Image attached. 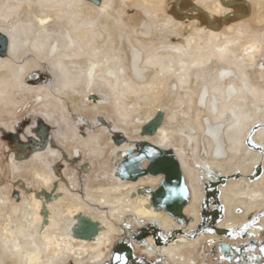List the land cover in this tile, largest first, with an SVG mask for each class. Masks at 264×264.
<instances>
[{
	"label": "bare ground",
	"instance_id": "obj_1",
	"mask_svg": "<svg viewBox=\"0 0 264 264\" xmlns=\"http://www.w3.org/2000/svg\"><path fill=\"white\" fill-rule=\"evenodd\" d=\"M0 1V13L5 10L11 13L10 15L15 11L17 13L18 0ZM223 1L224 4L228 1H233L234 4L227 6L219 0H178L177 10H188L186 12L189 13L178 14L179 12L173 11L174 0H131V4L138 10L115 16L113 20H117L114 23L107 18L110 17L113 0H101L98 5L87 0H24L27 9L19 15V22H11L9 26L6 22L2 23L4 26L0 24L1 33L4 32L9 40L3 57L0 56V93L6 88L5 95L0 97V110L4 106L15 104L13 89H20L26 84V66L32 62L39 63V60L27 61V64H19L17 61L16 64L13 63L12 56L21 50L20 46L23 47L22 37L28 40L26 52L32 48L41 54L46 47V58L54 69V79L60 82L62 87L71 86L79 91V107H93L113 94L116 116L123 123H128L133 121L128 118L136 112L135 105L138 109L141 103L146 106L143 112L140 111V117H134L132 131H125L115 123L117 128L113 127V130L109 121L107 124L100 123L105 125L113 146L109 155V161H113L110 162L111 170L105 172L109 181L106 184H98L85 190L86 183L85 191H81L79 182L71 176L75 169L84 173L79 165L80 161L72 158V155L63 158L61 155L58 157L60 163L64 160L61 170L64 172L65 169L73 167L68 175L62 173L61 176V173L55 171L54 162L47 163L43 160V168L33 170L32 181L36 188H25L27 194L23 197L16 195L17 200H21L20 203L8 205L6 201L10 199L0 192L1 261L7 258L10 262L6 264H63L67 260L73 264H104L110 255V246H113L114 240L117 238L116 241H119L123 237L134 252L136 246L147 258H164L167 264H213L215 260L202 256V247L208 248L205 234L198 237L179 235L161 247H154L153 238L148 235L146 241L147 245H151L150 249L122 234L125 229L123 226L127 228L141 224L139 219L157 223L166 234L172 228L180 227L167 213L157 211L149 205L148 193L133 195L138 188L145 185L155 188L161 175L147 174L138 177L137 181H126L127 179L114 175L116 165L121 160L120 154L124 153L127 147H132L138 139L149 141L164 149H173L180 161L191 191V197L185 208L183 207V213L191 217L190 223L182 226L185 234L199 221L197 208L203 195L200 178L212 171L227 176L225 184L220 188L226 212L224 220H221L222 226L238 229L246 222L248 216L255 218L258 211L264 209V126L260 123L264 121V115L263 119H259L264 110V0H245V3L239 2L241 0ZM192 5L194 9L189 11ZM201 11L207 13L212 21L213 27L210 30L206 27L207 18ZM7 13L4 14L7 16ZM142 14L159 23L155 29H173L176 36H181V41L174 38L171 39L173 42L164 41L157 45L150 34L154 28L149 19L140 20ZM236 14L242 15L243 18ZM63 20L67 22L68 27L64 26ZM251 21L263 26H257L256 30ZM57 22L61 27L58 37L63 45H60L57 39L51 40L52 33L48 30ZM30 35L32 39L29 40ZM101 36L103 39L98 42ZM116 36L119 37L122 49L127 48L128 51L123 61L121 55L113 51ZM170 36L167 34L164 37L167 39ZM82 55H85L83 63L73 59ZM39 58L42 60V56ZM252 67H255L254 73L258 80L260 79V84L249 79L247 69ZM3 68L5 70L1 71ZM204 71L201 75L197 73ZM40 74L41 72H36L30 77H38ZM191 76H194L195 80L193 79V85L187 86L189 81L191 82ZM170 77L175 78L171 88H177L179 85L183 90L185 88L183 95L194 93L195 97L191 95L188 101L206 108L210 118L201 119L200 109L180 112L183 116L179 119L170 109L165 111L162 100L158 99ZM60 85H54L58 92ZM101 85L106 86V89L101 90ZM94 86H98L99 96L92 93L97 97L95 100H89V93L94 91ZM46 93L48 96V92ZM54 96L58 99L55 94ZM136 98L141 101L135 102ZM41 99L42 96H39L37 101ZM86 99L90 103H87ZM179 100L174 104H178ZM52 106L61 112L60 120L64 123L63 135L66 139H72L77 145H88L96 139L98 134L89 133L84 138L85 141L81 140L78 136V125L65 123V115L62 112L64 106L62 107L59 99H53ZM158 110L163 111V121L157 131L152 135L140 134L142 126L151 121ZM41 112L49 115L50 119L51 113L40 111L38 114ZM186 114L187 117H184ZM167 121L171 122L170 125ZM254 122L258 123L255 125ZM117 132L126 137L123 143L112 141L111 134L116 137ZM246 133H255L260 140L258 147L253 148L254 151L243 148L242 140ZM22 138H26L25 135ZM199 138H204L207 142L208 149L204 148L205 158L204 155L197 156L196 145L193 146ZM95 144L99 145L98 142ZM50 145L49 142L46 152L51 155L57 153ZM182 145L191 148L193 163L184 158L185 149ZM78 152L79 149L75 148L73 156L79 155ZM40 153L35 152L34 155L26 157L28 156L33 164V158L39 157ZM16 157L18 159L22 155L17 153ZM9 160L14 167L13 157ZM258 162L262 164L261 175L251 181L244 175H249ZM144 164L147 165L148 161H142V167L146 166ZM235 171H241L244 175L233 179L231 175ZM94 200L102 206L93 203ZM44 211L47 212L46 216L43 215ZM79 212L88 213L104 225V229L94 239H78L64 232L72 217ZM214 241L216 239L211 238L208 243L212 244ZM150 263L152 264V261Z\"/></svg>",
	"mask_w": 264,
	"mask_h": 264
},
{
	"label": "rangeland",
	"instance_id": "obj_2",
	"mask_svg": "<svg viewBox=\"0 0 264 264\" xmlns=\"http://www.w3.org/2000/svg\"><path fill=\"white\" fill-rule=\"evenodd\" d=\"M0 5L2 6V1H0ZM17 5H18V7H17L18 9L16 7L15 8L17 9L18 14L15 11L12 15H10L11 13H9V12L7 13L6 10L3 11V13H0V20L2 21V22L0 21L1 25H3L2 24L3 22L4 23L6 22L7 26H9L11 22H13V24L19 22V19H18L19 15H21L22 13L25 12V9H27V6H25L26 4H25L24 0H18ZM121 6H123V7H121ZM132 10L134 12V11H137L138 9H136L134 7V5L131 4V0H129V1L113 0V8H112V10H110V17L107 16V18H109L111 21H113L115 23V21L117 20V19L113 20V18L115 16H118L120 14H124L126 12L130 13ZM173 11L175 13L177 12V10L175 9V2L173 3ZM4 13H7V16ZM123 17L125 19H127L126 15H124ZM141 17L142 18H140V20L149 19L150 25L154 28V29H151L152 32L150 34L152 35L153 41L155 43H157V45H160L159 43L164 42V41L173 42L171 39H174V38L178 39V41H181L180 40L181 36H176L175 31H173V29H170V28L155 29V26L157 24L159 25V23H155V21H152L153 18L151 20V18H149L148 16H146L144 14H142ZM3 20H5V21H3ZM64 21L65 20H63L62 23L64 24V26L66 25V27H68L67 22L65 21V23H64ZM250 23L252 25H255L256 30H258L257 26H263V25H258L257 22L255 24L254 21L253 22L251 21ZM60 28L61 27H60V25H58V22H57V24L54 23L53 26H51L48 30L51 31V33H52L51 40L57 39V40H59L60 45H63L61 38L58 37V36H60L59 34L61 33ZM3 34H4V32H3ZM103 34H105V33H103ZM167 34H170L171 36L166 39V37H164V36H166ZM6 38H7L8 44H9L8 37L6 36ZM30 39H32L31 35H30L29 40ZM102 39H103V36L99 37L98 42L102 41ZM22 41L24 43L25 42L26 43L25 44L23 43L24 45L21 44L23 47L20 46L21 50H19L15 54L16 56L15 55L12 56V58L14 60L13 63L16 64L15 61H17V62H19V64H22V63L27 64V61L39 60V63H37V64L32 62L28 66H26L28 69L26 76H30L32 74H35L36 72H41V74L36 78L35 77H29L28 78L29 81H27L28 84L27 85L24 84L22 86V88L18 89L15 87L13 89V91L15 92L14 93L15 94V99H14L15 104L10 105V106H4L3 109L0 110V192L10 199V201L9 200L6 201L7 204L10 205L14 202L20 203L21 200L20 199L17 200L18 196L23 197L24 194H27V192L25 193L26 189L36 188L33 181H32L33 180L32 179L33 170L35 168L36 169L43 168L42 167L43 165L41 163L43 160H46L47 163H48V161L50 163H52V162H54L55 164L57 163L58 164L57 169H59L61 166H63L60 163V161H58L59 160L58 157L61 155H62V158H63V156L68 157V156L72 155L71 157H73L74 159L77 158V161H80L79 165H82L83 163H85L86 169H88V167H89V169L85 173H80L77 171V169H75L76 172L74 170L73 174L71 175L73 178H76L77 182H79V188L81 191L83 190V192H84L88 188L93 187V186L95 187L98 184H106L109 181L106 178L105 172H109L111 170V165L109 162V155H110V150L113 146L111 145V140L109 138V134H108L107 130H105V128L102 125H100V123L103 121L99 120L98 117L101 116L102 118H104L105 121L106 120L109 121L111 123L110 126L113 130H114L113 127L117 128L114 125V123H115V124H119L122 128L125 129V131H132V129H133L132 124L134 123V120H135L134 117L136 118V116L140 117L142 115L141 113L143 112L144 107H146L145 104L141 103V107L139 109H138L137 105L134 104L135 105L134 107L136 108V112L134 111L133 114L128 118L129 120H133V121L128 122V123H123L116 116L115 110L113 108L114 107V99H115V95H113V94L108 96V99H106V101L103 100V102H100L97 105H93V107L92 106H90V107L89 106L79 107V96H78V95H80L79 91L74 90L73 88H71V86H64L65 87L64 88L60 85V82H58V81H56V79H54L55 78L54 77V69L52 68V66L50 65V63L48 62V60L46 58L47 57L46 56V54H47L46 47L42 51L41 54L35 52V50L32 48L30 49L31 51L26 52L25 48L28 45V42H27L28 40L26 41L25 38L22 37ZM120 43L121 42H119V37L116 36V39H115L114 44H113V51L115 54L121 55V58L123 61V58L125 60V53L127 51V48L125 50H123L122 45ZM138 45H139V43H138ZM0 56H2V55H0ZM40 56H42V60L39 58ZM64 59L67 60L66 58H64ZM73 59H76V60H78V62L83 63L85 61V55H82L79 57H73ZM224 64H226V63H224ZM211 65H216V64L211 63ZM217 66H218V63H217ZM4 70H5V68L1 69V71H4ZM12 71L13 70H11V73H12ZM254 71H255V67L247 69V74H249L248 75L249 79L251 78L253 80V82L255 81L256 83L260 84L261 81H260V79L258 80V77L254 73ZM124 72L126 73V69ZM200 72H197L198 75L205 73V71L202 73H200ZM196 75L197 74H194V76H196ZM194 76H191V82L189 81L187 86H191V84L193 85V82L195 80ZM174 79H175L174 77L168 78L167 83H166L165 87L163 88L161 95L158 99L159 101L162 100L161 102H162V105L165 106V111L167 110V112H168V110L170 109V111H172L176 114L177 119H179L180 117L183 116V115H181L180 112H187V110L193 111L194 109H200L201 119H204L207 117L210 118V114L206 111V108L200 107L199 105H197L193 102L190 103L188 101V99L191 95L193 96V98L195 97L194 93L191 95H189V94L183 95L182 93L184 92L185 88L183 90L181 87H179L178 84H177L178 85L177 88L176 87L171 88L172 83L175 81ZM54 85L57 87H59V85H60L61 89L59 92L56 88H54ZM168 85L170 87H168ZM262 86H264V85H262ZM7 88H9V87H7ZM99 88L101 90H103V89H106V86L101 85ZM48 89H49V91H47ZM97 89H98V86H96V87L94 86V91H91L90 93H95L98 95L99 91ZM19 90H20V92H18ZM5 92H6V88H5V91L3 90V92L0 93V97L5 95ZM46 92H48V96L46 95L47 94ZM54 94L58 97L59 102L62 104V107L64 106V108H62L63 109L62 112L65 115V119H66L65 123L71 122L73 125L77 124V125H80L83 127V133H81L82 132L81 130L78 133V136H79V138H81V140L85 141L86 139H84V138H86V136L89 133L98 134L96 139L93 140L94 142L92 141L88 145H80L79 143L77 145V144L73 143L72 139L71 140L68 138L66 139L63 134L62 135L57 134L58 132H60L62 130L64 123H63L62 119L60 120V113L61 112L52 106L53 99L58 100L54 96ZM173 94H174V96H173ZM259 94H260V91H259ZM39 96H42V99L40 101H37ZM186 97H188V98H186ZM174 98L180 99L179 100L180 102L178 104L177 103L174 104V102L178 100V99H174ZM136 101L140 102L141 100L139 98H136L135 102ZM117 102H118V100L115 103H117ZM121 102H123L122 99H121ZM168 102H170V103H168ZM76 107H78V108H76ZM129 107L134 108L130 105H129ZM94 108L98 112H94L95 111ZM99 110H100V112H99ZM40 111H47L48 113H51L50 114L51 117L49 120H47L45 122L43 119L41 120L47 126V129L43 134L37 132L38 124L34 121L33 118L30 117L32 114L34 116H37L38 112H40ZM140 111H142V112H140ZM35 113H37V114H35ZM262 113H264V110ZM262 113H261V116L259 117V119H263L264 114H262ZM184 117H187V114ZM22 120H28L26 126H30V128H33L31 126H34L33 130L35 131V134H33L31 132H27V134H25L26 129H23V130H20L18 134H14V136L8 137V135H10V132H13V130H14L13 126L15 125V123L20 122ZM173 122L175 123V121H173ZM170 123H169V125H170ZM254 123L256 125L258 122L257 123L254 122ZM260 123L262 124V126H264V121H260ZM26 126H25V128H26ZM55 129H56V131H55ZM120 132H123V131L120 130ZM22 133H24L26 135L25 139H23L21 137ZM63 133H64V131H63ZM123 134H125V133L123 132ZM31 135H33V136H31ZM16 138L21 140V141H17ZM244 138H245V140H244ZM47 141H49L52 144L50 146H52V148L54 147L53 149L57 150L56 151L57 153L51 155L49 152H46V150H47L46 148L42 149V147H45V144ZM18 142H19V144L23 143L24 146L17 149V146H19ZM70 142H72L73 144ZM95 142H98L99 145L95 144ZM242 142L244 144L243 148H245V150L254 151L255 149L247 146V143H251V145H259L260 140L255 133H253V134L251 133L250 135H248L246 133V134H244ZM68 143L71 145H68ZM182 146L185 149L184 158L187 159V162L193 163L191 148H189L188 145H182ZM193 146H195V151H196L197 156H203L204 155V148H205V150L208 149L207 142L204 138L203 139L199 138L197 143H195V142L193 143ZM75 148L79 149V152H78L79 155L73 156L72 153H73V150ZM99 149H100V151H99ZM16 150L20 151V155H22L21 158L17 159L16 154L18 153V151H16ZM93 150H96V151H93ZM35 152L36 153L41 152V153H40L39 157H35V158L32 157L33 161L34 160L35 161L33 164H31V161H29V159H30L29 157L32 154L34 155ZM26 155H28L29 157L28 156L24 157ZM10 157H13V159H14V167L11 166V163L9 160ZM205 157H206V155H204V158ZM207 157L209 158V156H207ZM45 166H47V164ZM71 168H73V167L71 166ZM71 168L65 169L64 172L62 170L61 171L59 170V172L61 173V176L63 174L68 175L69 173H71V171H72ZM21 183H23V187L21 186ZM86 183H87V185H86V189H85ZM14 191L17 192V194H18L17 197L14 195ZM20 194H21V196H20ZM93 203H99V202H96V200H94ZM99 205L102 206V204H100V203H99ZM116 239H115V241H116ZM110 249H111V246H110ZM134 250H135L134 253L137 257L143 256V253L141 252V250H137L136 246H135ZM109 257H110V255L108 256L107 259H109ZM147 259H151V258L148 257ZM9 262H10V259H7V258L3 261L0 260V264H6ZM63 264H69V262L65 261Z\"/></svg>",
	"mask_w": 264,
	"mask_h": 264
},
{
	"label": "water",
	"instance_id": "obj_3",
	"mask_svg": "<svg viewBox=\"0 0 264 264\" xmlns=\"http://www.w3.org/2000/svg\"><path fill=\"white\" fill-rule=\"evenodd\" d=\"M93 4H99L101 0H87ZM221 1L224 4L223 0ZM175 9L177 10L178 0H174ZM245 3V0L239 1ZM233 1L225 2L224 5L230 6L233 5ZM248 6V4H247ZM189 11L194 9L192 5ZM249 8V6H248ZM188 11V10H186ZM178 11L179 14H188L187 12ZM208 21L207 29L213 27L212 21L209 18V15L204 11H201ZM238 17L243 18L242 15L236 14ZM225 17H223L224 21ZM0 43H2V48L0 54H4V50L7 47L6 36L0 32ZM262 61V60H261ZM264 63V59L262 61ZM90 99L95 100L97 95L90 94L88 96ZM163 121V111L158 110L154 118L144 124L140 129V134L142 135H152L157 131L158 126L162 124ZM124 136L118 135L114 137L115 143L119 144L124 140ZM125 152L121 154V160L117 163L116 169L114 170V175L127 180H136L140 176L147 174L151 175H162L161 181L157 184L155 189H152L149 185H145L143 188H138L135 193H148L149 195V205L156 209L157 211H163L167 213L170 217L174 218L176 222L181 226L183 221L185 223L189 222L185 213H183V207L189 201L191 197V192L188 184L185 182V176L182 171L180 161L178 160L177 155L174 153L173 149H164L158 145L150 143L146 140L136 141L132 147H127ZM149 153H154L150 155ZM140 157V159H137ZM148 161V164L145 167H142V161ZM83 169H86V164H82ZM255 171L251 175H244L249 180L259 178L262 172V164L260 162L254 165ZM213 174L217 175L218 180H225L227 176H221L218 171H213ZM241 174L235 172L231 175L233 178L239 177ZM243 175V174H242ZM253 178V179H251ZM170 189L175 190V194L170 193ZM46 216L47 212H43ZM141 225L136 228L128 227L129 235L135 239L140 240L141 245H146L147 249H150L151 245H147L146 237L151 235V228L153 232L156 233L159 229L156 227V223L152 221H145L144 219H139ZM104 229V225L98 220L85 214L83 212L76 213L69 225L65 227V231L70 233L71 236L84 239L92 240L95 236ZM174 231V230H173ZM154 235V234H153ZM153 238V237H152ZM222 242V241H221ZM230 245L224 246L225 249H228ZM119 256L120 260H117L116 257ZM69 264L72 262L67 260ZM151 264L146 258L141 259L134 254L132 246L123 239L115 241L113 244L111 254L109 259L105 261L104 264ZM61 264V263H58ZM73 264V263H72Z\"/></svg>",
	"mask_w": 264,
	"mask_h": 264
},
{
	"label": "flooded vegetation",
	"instance_id": "obj_4",
	"mask_svg": "<svg viewBox=\"0 0 264 264\" xmlns=\"http://www.w3.org/2000/svg\"><path fill=\"white\" fill-rule=\"evenodd\" d=\"M1 48H2V43H0V51H1ZM29 77L30 76H26V84H28L27 81H29V79H28ZM90 94H92V93H89V95ZM89 100H91V99H89ZM85 101H87V99ZM87 103H90V101H87ZM35 114H37V113H35ZM48 116L49 115H47L44 112H41V114H38L37 116H34L33 114L30 116L38 124V127H37L38 133L43 134L46 131L47 126L45 125L44 122L49 119ZM42 119L44 120V122L41 121ZM98 119L102 120L104 122V124H107V122H108V121H105L104 118H102L101 116H99ZM27 121L28 120H22L20 122L15 123V125L13 126L14 130H13V132H10V135H8V137L9 136L12 137V136H14V134H18L19 131L23 130V129H26L25 134H27V132H31V133L35 134V131L33 130L34 126H31L33 128H30V126H26ZM104 124L102 125L103 127H105ZM25 126H26V128H25ZM63 126H64V124H63ZM63 129H64V127H62V130L60 132H58L57 134L60 135V133H61V135H62ZM80 130L82 131L81 133H83V127L78 125V131H80ZM55 131H56V129H55ZM114 132H116V131H114ZM25 134L22 133L21 137ZM117 135H121L120 132H117ZM31 136H33V135H31ZM25 137H26V135H25ZM114 137H115V135L111 134L112 141H114ZM125 139H126V137H125ZM16 140L21 141L17 138H16ZM124 141H122L121 143H123ZM48 143H49V141L46 142L45 148L48 145ZM18 144H19V142H18ZM22 146H24L23 143L19 144V146H17V149H19ZM247 146L252 147V148L258 147L257 145H251V143H247ZM42 149H44V148L42 147ZM16 151H18V150H16ZM18 154H20V151H18ZM24 157H26V156H24ZM111 161H112V159H111ZM111 161H109V162H111ZM62 162H64V160ZM62 162H61V164H62ZM57 165L58 164L56 163L55 171L60 174L59 170L61 171L60 168L62 166L59 169H57ZM145 165L146 164H144V166ZM80 167H81V169H83L82 165ZM88 169H89V167H88ZM88 169H86V170L83 169L84 173ZM214 170H216V169H214ZM77 171H79V170H77ZM254 171H255V167H253L252 172H250L249 175H251ZM235 172H239L241 175L242 174L244 175V173L241 171H235ZM57 173H54V175H57ZM220 175L225 176V175H222L221 173H220ZM239 177H236L233 179H238ZM162 178L163 177L161 175V179ZM161 179H160V181H161ZM251 179H253V178H251ZM226 180H227L226 178H225V180H222V181L218 180L217 175L213 174V171L210 174H206L205 176L200 178V183H201L200 185L202 187L201 191H202L203 195L201 198L202 200H200V202H199L200 205L198 204V208H197V213L199 216L198 223L195 225V227H193L191 229V231L189 233H186V234L184 233V231L182 229V226L187 225V223H185V221H183V225H181V226L179 225L180 227L172 228L167 234L156 223V227L159 229V231L154 233L153 228H151V236L153 237V246L154 247H161L163 245H166L168 243V241H172L174 238H176L179 235H186L188 237H198L201 234H205V235H207V237H206L207 238V240H206L207 244L206 245L208 246V248H205V246L202 247V250H201L202 254H203L202 256L205 258H208L210 260H215L213 262V264H264V254H261V252H260V248L264 247V209L261 211H258L255 218L251 219L248 216L246 219V222L243 223V225L238 229L233 230L232 228H229L227 226H222V221L224 220V218L226 216V212H225L224 202L221 198L220 188L222 187V185L225 184ZM253 180H255V179H253ZM126 181H131V180H126ZM135 181H137V180H135ZM185 182H186V179H185ZM22 184L23 183H21V186H22ZM155 188H152V189H155ZM15 192L16 191H14V195L16 196L17 193H15ZM48 198H50V197H48ZM190 218H191L190 216H187V219H189L188 223H190V220H191ZM246 224L249 225V227H248L246 232H242L241 230L244 227V225H246ZM139 225H141V224L133 225V228H136ZM123 228H126V227L123 226ZM207 229H211V231H207ZM232 232H236L239 234L238 235H232L231 234ZM122 234L123 235L126 234L128 236V238L129 237L132 238L129 235L127 229H124L122 231ZM208 237H210V238H208ZM128 238H127V240H129ZM211 238L216 239V241H214L212 244H209L208 240ZM120 239H123L124 241H126L123 237H121ZM135 241L140 242L139 239L135 240ZM135 241H131V243H133ZM227 245H230V246L228 247V249H225L224 246H227ZM112 247L110 250H112ZM110 254H111V252H110ZM252 256L257 257V260H255V261L250 260L249 257H252ZM143 257H145L147 259V256H145L144 254H143ZM148 260L152 261V264H163V262L165 264H167L166 259H164V258H156V259H148ZM141 262L143 264V261H141Z\"/></svg>",
	"mask_w": 264,
	"mask_h": 264
},
{
	"label": "snow or ice",
	"instance_id": "obj_5",
	"mask_svg": "<svg viewBox=\"0 0 264 264\" xmlns=\"http://www.w3.org/2000/svg\"><path fill=\"white\" fill-rule=\"evenodd\" d=\"M149 154L152 155V154H154V153H149ZM137 159H140V157H137ZM169 191H170L171 194H173V195L175 194V190H174V189H170ZM248 227H249V225H247V224L244 225V227L242 228L241 231H242V232H246L247 229H248ZM207 231H211V229H207ZM231 234H232V235H238L239 233L232 232ZM253 250H254V249H253ZM260 252H261V254H264V247H261V248H260ZM116 259H117V260H120V257L117 256ZM249 259L252 260V261H255V260H257V257L252 256V257H249Z\"/></svg>",
	"mask_w": 264,
	"mask_h": 264
}]
</instances>
